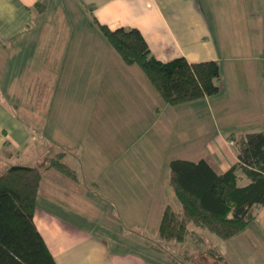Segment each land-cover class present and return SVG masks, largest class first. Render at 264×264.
Returning a JSON list of instances; mask_svg holds the SVG:
<instances>
[{
  "label": "crops",
  "instance_id": "crops-1",
  "mask_svg": "<svg viewBox=\"0 0 264 264\" xmlns=\"http://www.w3.org/2000/svg\"><path fill=\"white\" fill-rule=\"evenodd\" d=\"M76 14L86 22L81 18L79 24ZM89 17L98 29L97 22L110 28L137 27L160 60L182 55L190 62H218L217 93L222 96L211 110L219 129L214 127V134L205 139L206 155L185 159L204 158L221 172L238 160L233 137L264 131V0H0V173L13 164H38L44 155L65 148L64 159L77 177L45 168L33 212L56 264H160L134 247L110 246V237L97 233V225L82 223L90 224V216L101 217L95 213L98 203L89 200L90 206L80 207L88 186L113 199L114 192L129 189L131 182L122 185L126 177L121 173L117 179L97 178L108 164L97 135L81 115L73 121L64 111L56 120L52 107L47 114L58 96L72 92L73 79L84 81L87 95L89 62H95L99 72L114 74L112 65H106L114 59L111 50L96 32L89 34ZM74 63H81L75 67L79 74H73ZM78 92L82 96V87ZM12 104H17L15 110ZM35 126L48 134H35ZM155 180V185L160 183ZM164 206L159 205L160 216ZM252 213L249 224L264 222V203Z\"/></svg>",
  "mask_w": 264,
  "mask_h": 264
},
{
  "label": "rangeland",
  "instance_id": "rangeland-1",
  "mask_svg": "<svg viewBox=\"0 0 264 264\" xmlns=\"http://www.w3.org/2000/svg\"><path fill=\"white\" fill-rule=\"evenodd\" d=\"M73 17L77 18L79 24L81 18L83 23L86 22L84 17L77 14ZM87 28L90 35L94 31L107 42L114 59L107 60L106 65H112L114 74L99 72L98 65L89 62L91 69L87 95L84 94V81L73 79L72 92L58 96L57 103L48 107L47 114L52 107L56 120L63 118L61 114L64 111L73 121H79L81 115L83 123H89L92 132L97 135L99 150L103 151V162L108 164L99 170L97 178L102 181L104 178L117 179L121 173L120 176L126 177L122 185H128V180L131 185L127 190L124 187L123 191L114 192L113 199H107L96 187L88 186V193L84 195L85 200L83 198L80 202V207L90 206V201L95 205L98 203L95 213L99 211L101 217L90 216V224L84 220L82 223L97 225V233L110 237V246L134 247L150 261L160 264H171L174 258L187 264H264L262 221L254 220L247 230L226 240L203 229L206 232L203 237H211V241L206 237V244L217 246L225 261L203 253L198 245L195 246L190 235L182 246L175 243L165 245L157 240L155 219L160 216V203H168L177 211L181 209L171 186L165 182L169 174L168 161L174 157L196 158L208 153L205 139L214 134V127L217 126L211 105L222 95L216 92L186 102H165L141 69L136 64L124 62L112 49L90 17ZM80 64H73V74L80 73H75V67ZM91 74H94V79ZM95 74L102 75L96 79ZM81 87L82 96L78 92ZM198 124L200 133L195 132ZM42 128L31 127L35 134L38 130L43 136L48 134L46 128ZM48 128L49 131L54 129ZM112 144L114 146L110 147ZM116 156L115 160L112 159ZM155 179L160 183L155 185ZM158 186L159 189H154ZM188 228L199 233V229L192 224H188ZM192 237L194 239L196 236ZM197 241L202 243L198 238Z\"/></svg>",
  "mask_w": 264,
  "mask_h": 264
},
{
  "label": "trees",
  "instance_id": "trees-1",
  "mask_svg": "<svg viewBox=\"0 0 264 264\" xmlns=\"http://www.w3.org/2000/svg\"><path fill=\"white\" fill-rule=\"evenodd\" d=\"M97 24L121 59L136 64L165 102H186L220 89L216 60L190 62L180 55L163 61L151 53L137 27ZM16 106L11 105L14 110ZM233 140L238 160L225 171L217 172L204 158L169 160L168 181L181 209L165 204L157 227L158 241L182 246L190 235L203 253L224 260L216 246L206 244L203 232L189 230L188 224L226 240L242 232L254 217L253 208L264 203V131ZM64 153L59 149L44 155L38 164H13L0 173V264H56L34 224L33 212L45 168L77 177ZM171 264L187 263L174 258Z\"/></svg>",
  "mask_w": 264,
  "mask_h": 264
}]
</instances>
